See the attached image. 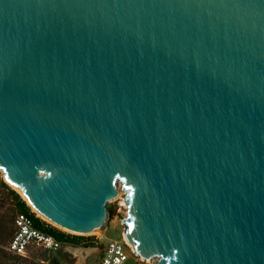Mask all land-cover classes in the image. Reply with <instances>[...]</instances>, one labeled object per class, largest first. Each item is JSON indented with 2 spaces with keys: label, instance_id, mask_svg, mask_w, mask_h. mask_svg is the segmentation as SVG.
<instances>
[{
  "label": "water",
  "instance_id": "water-1",
  "mask_svg": "<svg viewBox=\"0 0 264 264\" xmlns=\"http://www.w3.org/2000/svg\"><path fill=\"white\" fill-rule=\"evenodd\" d=\"M0 167L79 234L123 181L154 264H264V0H0Z\"/></svg>",
  "mask_w": 264,
  "mask_h": 264
},
{
  "label": "rangeland",
  "instance_id": "rangeland-1",
  "mask_svg": "<svg viewBox=\"0 0 264 264\" xmlns=\"http://www.w3.org/2000/svg\"><path fill=\"white\" fill-rule=\"evenodd\" d=\"M0 177L6 182L5 172L0 167ZM11 189L17 191L10 183L6 182ZM117 185L120 193L117 198L110 199L106 206L111 211V216L108 227L102 235L76 233L65 228H60L55 224L45 220L49 225L55 226L60 230L71 235H78L81 238L77 243H66L54 252H46L42 250H33L29 255L13 257L9 261L16 264H100L103 247L109 239H126L124 234L123 219L129 214V206L127 203V195L130 189L125 190L123 181L118 180ZM18 192V191H17ZM21 197L24 199L23 195ZM25 200V199H24ZM13 202V201H12ZM27 202V201H26ZM28 204V202H27ZM29 205V204H28ZM30 206V205H29ZM31 208V206H30ZM33 209L31 208V211ZM1 213L4 212L2 208ZM35 212V211H34ZM36 213V212H35ZM37 214V213H36ZM40 217V216H39ZM42 218V217H41ZM10 237L6 240H1V245H7ZM2 253V252H0ZM161 260V256L155 258L133 257L127 264H154Z\"/></svg>",
  "mask_w": 264,
  "mask_h": 264
},
{
  "label": "built area",
  "instance_id": "built-area-1",
  "mask_svg": "<svg viewBox=\"0 0 264 264\" xmlns=\"http://www.w3.org/2000/svg\"><path fill=\"white\" fill-rule=\"evenodd\" d=\"M35 216L38 217L36 213ZM14 227L15 231L5 246L13 254L22 257L33 250L54 252L63 246V242L36 226L34 218L27 212L16 213ZM133 257L139 256L125 239H109L103 247L100 264H127Z\"/></svg>",
  "mask_w": 264,
  "mask_h": 264
},
{
  "label": "trees",
  "instance_id": "trees-1",
  "mask_svg": "<svg viewBox=\"0 0 264 264\" xmlns=\"http://www.w3.org/2000/svg\"><path fill=\"white\" fill-rule=\"evenodd\" d=\"M13 201V202H12ZM4 208V212L0 211V242L11 238L14 231V219L18 211H24L32 215L36 226L42 230L52 234L56 239L66 243H77L81 238L78 235H71L59 228L49 225L41 217H36L35 212L27 204L26 200L21 197V194L11 187L0 177V210ZM10 240V239H9ZM9 242V241H8ZM6 246V245H5ZM0 264H16L10 263V259L13 257H19L20 255L13 254L8 251L4 245L0 244Z\"/></svg>",
  "mask_w": 264,
  "mask_h": 264
},
{
  "label": "bare ground",
  "instance_id": "bare-ground-1",
  "mask_svg": "<svg viewBox=\"0 0 264 264\" xmlns=\"http://www.w3.org/2000/svg\"><path fill=\"white\" fill-rule=\"evenodd\" d=\"M8 183H10V185L11 186H13L21 195H23V197H24V199L28 202V204L31 206V208L33 209V211H35L37 214V216H40V217H42L43 219H45V220H48L49 222H51V223H53V224H55V225H57L58 227H60V228H63V227H61L60 225H58V224H56V223H54L51 219H49L48 218V216H46V215H44L33 203H32V201L27 197V195L23 192V189H21L18 185H16V184H14V183H12V182H10V181H8ZM66 229V228H65ZM66 230H68V229H66ZM73 232H75V231H73ZM103 230H101V231H99V232H90V233H87V234H98V235H102L103 234ZM77 233V232H76ZM125 238H126V236H125ZM126 241H127V243H129L133 248H134V245L132 244V243H130L128 240H127V238L125 239Z\"/></svg>",
  "mask_w": 264,
  "mask_h": 264
}]
</instances>
